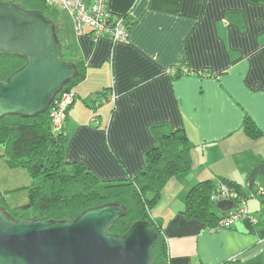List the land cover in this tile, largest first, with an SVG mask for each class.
<instances>
[{
  "label": "crops",
  "instance_id": "0c3cea01",
  "mask_svg": "<svg viewBox=\"0 0 264 264\" xmlns=\"http://www.w3.org/2000/svg\"><path fill=\"white\" fill-rule=\"evenodd\" d=\"M109 8L128 18V41L93 39L90 28L79 34L70 13L53 17L63 28L66 56L86 66L63 125L67 161L83 163L104 180L134 177L156 145L153 126L184 130L191 169L167 182L171 196L163 222L151 214L166 240L168 264H264V202L256 194L264 191V4L110 0ZM246 119L259 136L246 132ZM206 181L216 187L223 182L246 197L256 221L212 230L188 218L187 195ZM41 183L0 157V191L10 205L28 197L8 191Z\"/></svg>",
  "mask_w": 264,
  "mask_h": 264
},
{
  "label": "trees",
  "instance_id": "16d2710c",
  "mask_svg": "<svg viewBox=\"0 0 264 264\" xmlns=\"http://www.w3.org/2000/svg\"><path fill=\"white\" fill-rule=\"evenodd\" d=\"M251 1L264 4V0ZM14 2L24 9L41 10L53 19L46 0ZM53 20L62 42L64 60L72 61L78 67L77 75L64 85L62 91L57 94V99L66 91H74L86 78V66L82 60L73 61L66 56L63 28L59 27L56 19ZM236 20L239 21V18ZM25 63L26 59L22 56L0 54V80L5 81ZM54 101L47 111L37 116L22 117L10 114L0 119V147L5 150L0 157H5L11 168H23L35 178L42 177V183L39 185L17 187L7 192L25 193L27 202L10 205L4 197L6 193L0 191V207L16 220L41 218L63 221L74 220L90 208L120 203L127 208V212L114 223L111 231L123 236L134 223L149 222L150 226L161 234L160 241L154 247V264H168L166 240L161 227L152 219L150 212L151 207L162 196L167 182L173 176L191 169V145L184 130H172L166 125L153 126L156 145L146 152L145 168L134 177L104 180L83 163L67 161L68 137L64 133V127L61 130L54 129L50 116ZM71 106L67 108V117ZM244 129L252 137L261 134L249 119H246ZM215 188L211 181L193 187L187 195L183 213L188 218L206 222L210 228L215 227L221 218L213 211L218 203L211 199Z\"/></svg>",
  "mask_w": 264,
  "mask_h": 264
},
{
  "label": "water",
  "instance_id": "95a60500",
  "mask_svg": "<svg viewBox=\"0 0 264 264\" xmlns=\"http://www.w3.org/2000/svg\"><path fill=\"white\" fill-rule=\"evenodd\" d=\"M0 54L26 63L0 80V119L33 117L47 111L64 85L78 73L64 60L55 21L41 10L0 0ZM234 201L217 208L228 211ZM120 203L90 208L74 220L14 219L0 207V264H154L161 234L138 221L123 235L111 231L126 215Z\"/></svg>",
  "mask_w": 264,
  "mask_h": 264
},
{
  "label": "built area",
  "instance_id": "2783aa9c",
  "mask_svg": "<svg viewBox=\"0 0 264 264\" xmlns=\"http://www.w3.org/2000/svg\"><path fill=\"white\" fill-rule=\"evenodd\" d=\"M47 5L67 10L73 17L76 30L79 34H84L87 28L91 29L93 39L102 36H109L114 42L128 41L130 23L123 15L114 14L109 8L110 0H46ZM175 72V71H173ZM76 98L73 90L62 93L55 99L50 116L55 130H61L67 117V108L70 107ZM115 100L114 96L110 98ZM95 123H99L97 117L93 118ZM256 194L264 202V191L259 190ZM253 196V195H252ZM213 201L222 200L234 201V207L227 215L222 216L212 230L230 227L233 223L250 218L256 219L249 214L247 208V198L241 196L237 191L221 182L211 194Z\"/></svg>",
  "mask_w": 264,
  "mask_h": 264
},
{
  "label": "rangeland",
  "instance_id": "374dc122",
  "mask_svg": "<svg viewBox=\"0 0 264 264\" xmlns=\"http://www.w3.org/2000/svg\"><path fill=\"white\" fill-rule=\"evenodd\" d=\"M49 12H50L52 17H54L56 15H60L61 17L69 18V16H70V14L67 10L61 9L58 7H54V6L50 7ZM37 179L42 180V177H38ZM166 186H167V184L165 185L163 192H162V196L160 197L158 202L154 206L151 207V214L154 217H156V219L158 221V222L156 221L157 223L163 222L164 216H167L168 215L167 212H169L167 210V208H168L171 193ZM214 210L217 212L219 211L218 208H214Z\"/></svg>",
  "mask_w": 264,
  "mask_h": 264
}]
</instances>
